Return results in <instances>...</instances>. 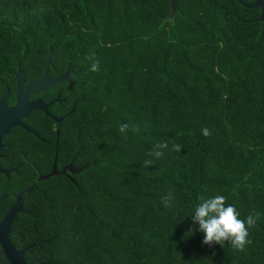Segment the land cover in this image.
I'll return each mask as SVG.
<instances>
[{
    "label": "trees",
    "instance_id": "1",
    "mask_svg": "<svg viewBox=\"0 0 264 264\" xmlns=\"http://www.w3.org/2000/svg\"><path fill=\"white\" fill-rule=\"evenodd\" d=\"M240 1L177 0L168 18L170 0H0V94L16 69L40 77L51 51L52 79L72 59L68 81L48 89L62 99L52 107L84 96L58 125L56 151L51 136L50 159L85 169L40 182L13 223L38 243L37 261L264 264V21ZM161 141L182 149L144 167ZM215 195L241 219L261 214L244 251L195 231L194 206Z\"/></svg>",
    "mask_w": 264,
    "mask_h": 264
},
{
    "label": "flooded vegetation",
    "instance_id": "2",
    "mask_svg": "<svg viewBox=\"0 0 264 264\" xmlns=\"http://www.w3.org/2000/svg\"><path fill=\"white\" fill-rule=\"evenodd\" d=\"M240 3L252 8V15L256 20H260L259 16L262 13L263 19L260 21H264V0H242ZM48 89L30 94L28 100H41L46 104L59 96V101H54L48 107L50 115H46L42 109H32L26 116L20 118L22 125L10 126L6 134H3L0 125V264H48L46 261H37L38 243H27L25 236L13 229V223L19 216L29 215V200L39 193V183L43 182L44 186V182L48 179L39 181V178L50 172L53 163L56 172L59 173L55 176L68 180L72 178L71 175L67 177V172L60 173L66 166L64 162L60 161L57 164L55 157L50 159V138L53 135L54 151H56V131L59 136L58 125L69 110L62 112L60 107L53 108L52 106L60 103L62 99L59 92L53 96ZM7 91L9 94L4 102L10 107L16 103L15 77L13 91L7 87L0 94V98ZM53 117L60 118V121L56 124ZM4 119L13 122L17 117L6 114ZM48 120L50 123L47 122ZM31 187L33 189L26 192ZM10 211L15 213L11 221H8L7 215Z\"/></svg>",
    "mask_w": 264,
    "mask_h": 264
},
{
    "label": "clouds",
    "instance_id": "3",
    "mask_svg": "<svg viewBox=\"0 0 264 264\" xmlns=\"http://www.w3.org/2000/svg\"><path fill=\"white\" fill-rule=\"evenodd\" d=\"M86 58L90 62L89 70L92 72L99 71L100 62L96 58L95 53H90ZM130 127L133 132L139 131L138 127L130 126L126 123H121L118 130L120 133H126ZM201 134L208 137L212 133L209 128L204 127L201 129ZM165 149L180 152L182 145L172 142L171 146H169V141L156 143L147 154L149 158L143 161V166L153 165L154 159L163 157ZM173 200L174 196L171 192L166 193L162 197V202L166 207H170ZM240 216V212L234 205L226 203L225 196L215 195L208 198L200 197L199 203L194 206L191 218L193 224L198 225L195 231H200L204 234L203 244L209 247L213 244H219L223 247L225 241H227L233 249L244 251L246 246L252 243L249 239V229L256 226L261 214L259 212H250L244 219H241ZM193 233L194 230L189 228L187 234L192 235Z\"/></svg>",
    "mask_w": 264,
    "mask_h": 264
},
{
    "label": "water",
    "instance_id": "4",
    "mask_svg": "<svg viewBox=\"0 0 264 264\" xmlns=\"http://www.w3.org/2000/svg\"><path fill=\"white\" fill-rule=\"evenodd\" d=\"M176 6H177V0H170V11L168 14V18H171L175 11H176ZM256 6V5H254ZM259 19L262 20L263 16L262 13L259 16ZM50 55H51V51H49L45 57H44V68L43 71L41 73V76L37 79H34L32 76L27 80L25 74L20 70V69H16L14 71H12V74L14 75L15 79H16V93H15V97H16V103L13 106L7 107L5 105V98L8 96L9 91H7L1 98H0V103H1V107H0V125L3 128V134H6L7 130L9 129L10 126L12 125H22V122L20 121V118L22 116H26L28 114L29 111H31L32 109H42L44 111V113L46 115H50V112L48 110V107L51 103H53L54 101H59V96H57V98L52 99L51 101H49L48 103L44 104L41 100H34V101H29L28 100V96L32 93H36L39 91H43L47 88L53 87L59 83H62L64 81H68L69 76L71 75V65L70 63L72 62V59H70L66 66H65V70L63 72V75L61 78L59 79H52L49 77L48 75V70H49V64H50ZM84 96L81 95L78 98H74L72 101V105L69 109V111L67 113H70L73 111L74 108V103L77 100H81L83 99ZM6 114H13L17 117V120L13 121V122H7L4 119V116ZM54 120L56 121V124L60 121V118H56L53 117ZM57 137H58V131H56V139H55V144L57 143ZM85 169V166H81V167H77V168H73L70 164L66 165L65 167H63V169L60 171V173H64L67 172V177L68 175H75L78 174L79 172L83 171ZM59 174L58 172H56L55 170V164L53 163L51 166V170L50 172L39 178L40 180H44L47 179L49 177L55 176ZM69 180L71 182H74L72 178H69ZM33 187L29 188L26 190V192L32 190ZM20 209V207L18 208ZM15 212L10 211L7 215V217L9 216V218L7 219L8 221H11V219L13 218ZM4 248L7 249V247L5 246L4 243H2Z\"/></svg>",
    "mask_w": 264,
    "mask_h": 264
}]
</instances>
